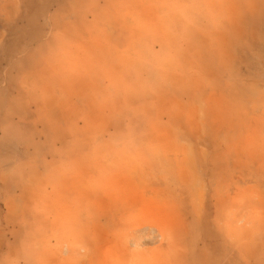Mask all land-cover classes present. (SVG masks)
Segmentation results:
<instances>
[{"label":"rangeland","instance_id":"374dc122","mask_svg":"<svg viewBox=\"0 0 264 264\" xmlns=\"http://www.w3.org/2000/svg\"><path fill=\"white\" fill-rule=\"evenodd\" d=\"M0 264H264V0H0Z\"/></svg>","mask_w":264,"mask_h":264}]
</instances>
